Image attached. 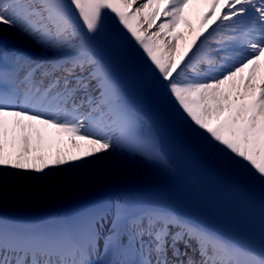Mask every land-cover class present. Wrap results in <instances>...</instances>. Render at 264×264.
Masks as SVG:
<instances>
[{
    "label": "snow or ice",
    "instance_id": "6c2138e0",
    "mask_svg": "<svg viewBox=\"0 0 264 264\" xmlns=\"http://www.w3.org/2000/svg\"><path fill=\"white\" fill-rule=\"evenodd\" d=\"M191 3L0 0V25L19 28L55 53L43 62L18 58L19 72L0 66V84L19 77L16 88L0 87V169L45 173L107 153L122 141L137 142L124 112L109 99V73L92 47L111 15L138 45L181 115L258 186L264 218V0H202L206 10L196 29L186 13ZM181 23L188 35L177 30ZM212 45L225 53L219 61L207 54ZM200 57L208 65L204 72L196 62ZM93 80L99 96L89 91ZM159 163L168 166L163 157ZM130 226L132 243H124L116 228L104 238L105 255L117 250L127 255L135 248L138 260L118 264H264V251L226 241L174 213L146 212L131 217ZM99 239L94 225L83 232L38 236L10 233L0 222V264H94L91 256L99 249ZM192 240L199 261L178 247H191Z\"/></svg>",
    "mask_w": 264,
    "mask_h": 264
},
{
    "label": "bare ground",
    "instance_id": "6f19581e",
    "mask_svg": "<svg viewBox=\"0 0 264 264\" xmlns=\"http://www.w3.org/2000/svg\"><path fill=\"white\" fill-rule=\"evenodd\" d=\"M205 10L206 9L202 0H192L190 8L186 9V13L188 18L192 21V24H196V15H200ZM213 27H215V25H213ZM8 30L10 31L7 32ZM0 31H3V35H8L13 39L24 40L29 47L36 52L43 54L44 57H47V55L51 53V51H45L41 44L37 43L30 35L22 32L19 28L9 27L8 25H0ZM92 47L95 55L98 56L100 61L109 71L113 89H118L122 92L124 100L119 104L114 105L124 112L133 132L138 130L141 126V115L145 117L144 120H150L153 123L162 142L169 148L171 154L174 156L181 172L192 182L199 185L205 193L209 200L208 203L211 207L212 213H215L220 219L221 226L220 228L208 226L202 222L196 221L187 214L180 215V218L186 220L187 222H192L201 229H204L215 236L228 238L230 241L240 244L245 248H251L257 253L264 251V242H262L261 234L251 225L244 222V218L235 209H233V207H231L225 199L207 186L205 177L202 175L198 166L191 158L192 156L188 152L186 146H184L175 134H173L170 127L158 121L156 115L153 113L155 101L154 96H148L144 92L138 91L134 88L131 83V78L116 64L115 59L111 55L110 49L99 39L98 36L92 40ZM17 59L18 57L13 59L11 64L15 66L18 65ZM78 75H80V73H78ZM82 75L87 76L85 73ZM37 78H39V76H37ZM94 81L95 80L90 82L89 88V91L93 96L95 95V89H93ZM82 95V92L78 93L77 98ZM132 115L134 116L131 117ZM94 157L96 158L99 166L101 177L97 179L95 171L91 169V171L75 179V191L80 190L82 195L94 193L98 196L100 194H106V191L113 192L118 189L134 192L138 194V197L141 196V200L137 199L131 204L129 202L130 207L128 205L129 212L127 217H132L134 214L137 216L138 211L148 208H168V212L174 214L178 213V207L175 200L163 188L156 186L147 187L140 185L139 183H134L131 180H121L128 176L130 164L123 162L119 147H115L107 153H99L95 156H91V158ZM109 164H111L112 169L109 167ZM10 170L12 169H0V171L5 173L3 178L0 177V210L9 212L8 216L11 218L12 225H18L19 222L22 221L17 215L12 213H18L23 209L32 211L30 215H34L35 217L32 220H26L22 223L23 225L31 228V230H19L15 227L11 228V230L17 231L21 234L26 231H30L32 234L34 233V235H38L35 228L40 224H44L49 218L53 217L54 215L52 212H59L64 207L65 203H63L60 199L61 194L66 197L63 200L71 198L69 195L70 187L68 185L62 186L60 188V192L58 191V188L45 189L42 179L32 180L29 183V186H24V179L30 178L29 171L15 169V173L19 175L22 185L16 191H10V189L5 186V182L9 180L7 173L10 172ZM116 170H119L118 173ZM62 178L63 177L60 174L57 175V181L62 180ZM101 190L103 191L101 192ZM131 195L133 194H129L130 197ZM130 219L131 218L125 221L124 227L131 229L129 224ZM61 233H63L62 228L53 222L47 225L44 236H55ZM120 238L124 243H128L127 236L122 235ZM143 242L147 244L148 241ZM132 251L133 250L129 253L132 254ZM117 252L118 254L120 253L119 250L116 251L112 264H117ZM133 258L136 260L137 254L134 255Z\"/></svg>",
    "mask_w": 264,
    "mask_h": 264
},
{
    "label": "rangeland",
    "instance_id": "374dc122",
    "mask_svg": "<svg viewBox=\"0 0 264 264\" xmlns=\"http://www.w3.org/2000/svg\"><path fill=\"white\" fill-rule=\"evenodd\" d=\"M110 16V15H109ZM105 21L104 28L102 30V34L104 37L108 39H115L114 47L115 51H118L123 56V59L126 63L135 60L139 65V71H137V75L140 77L141 82L135 81L131 76L132 82L135 84L134 88L138 91H144L146 94H155L160 83L156 85H151V87L147 88L142 86V83L149 81V79H154L157 76L152 71L149 62L146 60L145 56L142 54V51L139 49L138 45L135 44L133 40L129 38V36L117 26L116 22L110 17ZM161 22L160 20L157 23ZM146 27V25H145ZM156 29H150L149 32L155 31ZM178 31L184 32L188 35V30L185 28L183 23H181L177 29ZM8 30L7 32H9ZM3 34V31H0V35ZM229 35H239L238 33H229ZM213 53L216 57L215 59L219 61L220 57L225 55L223 51H216V46L212 45ZM239 42H235L233 44V49L238 50ZM7 53V51L5 52ZM208 54V53H207ZM197 64L201 72L207 70V63L203 62V57L197 58ZM134 68V67H133ZM135 69V68H134ZM137 70V69H136ZM187 75L189 77L192 76L191 70H188ZM158 78H156L157 80ZM9 81H12V78H9ZM132 83V84H133ZM150 83V82H149ZM151 84V83H150ZM162 92V93H161ZM159 92L157 100L155 102V109L157 111L158 119L164 124H172L175 128H179L181 131L184 127H187L188 130L192 131L193 126L185 119L183 115L177 110L176 105L172 102L171 97L167 95L166 89ZM147 121H143V127L141 131H138L139 137L136 138V143L132 146L128 141H122L119 146L120 155L123 159V162L129 163V172L128 176L121 179L123 181L131 180L132 182H138L142 185H163L165 188L171 193L174 200L177 202V205L182 210V212H187L198 219H201L205 222H209L218 226L220 228L221 222L216 220L213 213L208 209L207 203L202 198L201 194L198 190L188 181V179L182 174L179 166L176 164L174 156L171 154L169 148L163 143L161 144L162 151L164 155L169 159L171 164L175 167L176 173L175 178L173 180L166 179L164 183H159L157 181L154 182H141L139 175L140 171L136 165L137 160L143 155L147 153L145 149L149 147V145L158 139L157 130L154 126ZM152 132L149 134V132ZM189 132V131H186ZM157 139H155V136ZM179 137V135L177 134ZM180 138V137H179ZM184 142V140L182 139ZM187 145V143H185ZM195 163L203 170L204 175L207 178L208 183L212 186L219 194L223 195L228 202L242 215L244 221L254 227L260 234H262V227H264V218H262V203L260 196V191L258 186L252 184L250 180L245 181L242 186L237 184L236 179H232V171L235 167L231 166L229 162L224 159L216 163L215 159L219 157L221 154L217 150L213 144L205 138L203 141V145L201 149H195L190 144L188 145ZM134 149L135 151H132ZM151 151V150H150ZM149 152V150H148ZM134 153V154H133ZM216 163V164H215ZM131 166V167H130ZM109 167L112 169L111 164ZM94 170L96 172L97 179L101 177L100 169L97 164L96 158L86 157L84 160L76 161L68 165L54 167L50 169H46L45 173H35L29 171L30 178H25L23 181L24 186H29V183L32 180L41 178L43 180V185L45 189L50 188H58L60 192V188L62 186L69 185L71 187L70 196L71 198L78 200L83 198L82 193L78 190L75 191V182L74 180L77 177L83 176L86 172ZM117 173L119 170H116ZM60 174L63 178L60 181H57V175ZM8 178L5 182V185L8 186L10 191H15L18 189L22 183L19 179V175L15 173V169L10 170L8 173ZM55 181L56 184H55ZM65 195L61 194V200H63ZM126 198L127 194L124 191H119L116 193V196L110 197L105 200L106 204L98 203L93 205H78L80 207H72L65 209L66 218L68 219V225H70L71 229L75 232H83L87 230L89 225H94L95 227L101 228L100 239H99V249L94 251L92 254V260L95 264L96 261L109 260L112 261L115 256V252L110 255L104 254V248L101 247V244L105 242V236L110 235V231L113 228L119 232L120 226L114 225L113 221H117V216L114 215L113 210L117 209L118 202L121 206L127 210L126 207ZM137 199L141 200V196L138 197V194L133 193L130 198V204ZM260 200V201H259ZM129 204V207H130ZM96 205V206H95ZM95 206V207H94ZM94 207V208H93ZM92 211L103 212L107 211L101 219L100 216L97 218L89 220V213ZM95 213V212H94ZM96 219V220H95ZM95 220V223H94ZM97 222V223H96ZM132 231V230H131ZM121 232V230H120ZM119 232V233H120ZM130 242H132V238H129ZM143 241H148V237L145 236ZM191 247H189L190 252H187V257H191L194 260L198 261V257L194 258L195 253L193 249L196 246V241H190ZM97 252V253H96ZM170 252V251H169ZM129 254L123 255L120 254L117 261L119 262L122 259H127ZM136 255L135 249H133V256ZM138 256V255H137ZM183 259H187V257L182 256ZM181 257V258H182ZM131 258H133L131 256ZM139 258V256H138ZM118 264V263H117Z\"/></svg>",
    "mask_w": 264,
    "mask_h": 264
},
{
    "label": "trees",
    "instance_id": "16d2710c",
    "mask_svg": "<svg viewBox=\"0 0 264 264\" xmlns=\"http://www.w3.org/2000/svg\"><path fill=\"white\" fill-rule=\"evenodd\" d=\"M160 160V159H159ZM159 160L155 159L156 164L149 165L147 162L143 161V175L145 178L153 177V176H162V175H170L169 167L162 166L159 163Z\"/></svg>",
    "mask_w": 264,
    "mask_h": 264
}]
</instances>
